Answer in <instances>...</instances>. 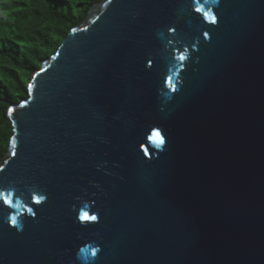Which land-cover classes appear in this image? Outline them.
I'll return each mask as SVG.
<instances>
[{
	"label": "water",
	"instance_id": "95a60500",
	"mask_svg": "<svg viewBox=\"0 0 264 264\" xmlns=\"http://www.w3.org/2000/svg\"><path fill=\"white\" fill-rule=\"evenodd\" d=\"M7 115L0 264H264V0H101Z\"/></svg>",
	"mask_w": 264,
	"mask_h": 264
},
{
	"label": "trees",
	"instance_id": "16d2710c",
	"mask_svg": "<svg viewBox=\"0 0 264 264\" xmlns=\"http://www.w3.org/2000/svg\"><path fill=\"white\" fill-rule=\"evenodd\" d=\"M101 0H0V164L14 127L9 106L28 95L34 74Z\"/></svg>",
	"mask_w": 264,
	"mask_h": 264
},
{
	"label": "snow or ice",
	"instance_id": "6c2138e0",
	"mask_svg": "<svg viewBox=\"0 0 264 264\" xmlns=\"http://www.w3.org/2000/svg\"><path fill=\"white\" fill-rule=\"evenodd\" d=\"M181 59H183V57H181ZM157 135V137H159V133H157L156 134ZM161 142H162V139H161ZM5 199H7V197H5ZM11 201H9V203H10ZM88 218H90V219H92V220H95L96 219V217H88Z\"/></svg>",
	"mask_w": 264,
	"mask_h": 264
}]
</instances>
